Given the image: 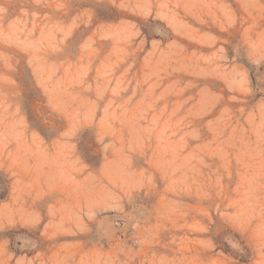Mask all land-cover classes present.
<instances>
[{
  "label": "rangeland",
  "instance_id": "obj_1",
  "mask_svg": "<svg viewBox=\"0 0 264 264\" xmlns=\"http://www.w3.org/2000/svg\"><path fill=\"white\" fill-rule=\"evenodd\" d=\"M0 264H264V0H0Z\"/></svg>",
  "mask_w": 264,
  "mask_h": 264
}]
</instances>
